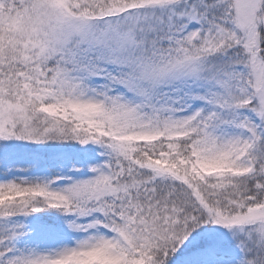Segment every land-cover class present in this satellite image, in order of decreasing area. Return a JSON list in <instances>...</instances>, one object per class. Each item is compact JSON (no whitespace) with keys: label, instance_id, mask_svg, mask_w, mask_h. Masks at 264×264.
I'll list each match as a JSON object with an SVG mask.
<instances>
[{"label":"snow or ice","instance_id":"obj_1","mask_svg":"<svg viewBox=\"0 0 264 264\" xmlns=\"http://www.w3.org/2000/svg\"><path fill=\"white\" fill-rule=\"evenodd\" d=\"M0 264H264V0H0Z\"/></svg>","mask_w":264,"mask_h":264}]
</instances>
